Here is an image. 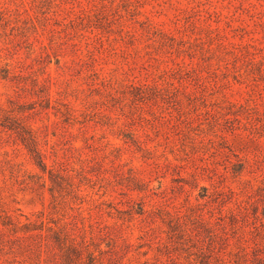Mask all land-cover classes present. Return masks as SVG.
<instances>
[{
  "label": "rangeland",
  "instance_id": "1",
  "mask_svg": "<svg viewBox=\"0 0 264 264\" xmlns=\"http://www.w3.org/2000/svg\"><path fill=\"white\" fill-rule=\"evenodd\" d=\"M263 207L264 0H0V264H66L55 230L75 264H264Z\"/></svg>",
  "mask_w": 264,
  "mask_h": 264
},
{
  "label": "trees",
  "instance_id": "2",
  "mask_svg": "<svg viewBox=\"0 0 264 264\" xmlns=\"http://www.w3.org/2000/svg\"><path fill=\"white\" fill-rule=\"evenodd\" d=\"M2 124L4 126L12 128L10 125H7L5 123H2ZM20 136H21L22 141L25 142V144L27 145L29 150L34 155L38 165L42 169L45 170L46 164L44 163V161L42 159V154H41L40 150L36 147V142H35L34 136H30L29 135V137L27 138L26 136H24L23 133H20ZM261 199H263V198H258V202ZM262 225H264V223H262ZM35 236H38L40 239L41 238L44 239L47 243H49L51 245H54V246L56 245L60 249L64 250L66 264H75L73 255L75 257L78 256L79 255V250H78V246L74 242V239L69 234L62 233L60 230H55L53 232V235H51L50 233L40 232V233L36 234ZM91 258L94 260L95 256H93V254H92ZM261 258L264 259V256H262ZM219 260L221 261V264H227V260H226L225 257L221 256L219 258ZM239 264H243V263L240 262Z\"/></svg>",
  "mask_w": 264,
  "mask_h": 264
}]
</instances>
